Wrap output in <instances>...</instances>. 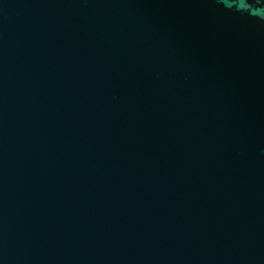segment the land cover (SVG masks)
<instances>
[{
  "label": "water",
  "instance_id": "95a60500",
  "mask_svg": "<svg viewBox=\"0 0 264 264\" xmlns=\"http://www.w3.org/2000/svg\"><path fill=\"white\" fill-rule=\"evenodd\" d=\"M0 264H264V0H0Z\"/></svg>",
  "mask_w": 264,
  "mask_h": 264
}]
</instances>
